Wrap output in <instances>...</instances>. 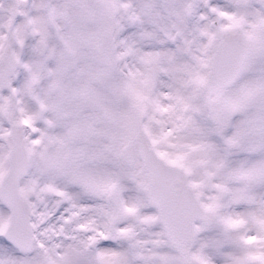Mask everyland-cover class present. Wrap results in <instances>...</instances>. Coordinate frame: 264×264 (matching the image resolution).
<instances>
[{
  "label": "snow or ice",
  "instance_id": "6c2138e0",
  "mask_svg": "<svg viewBox=\"0 0 264 264\" xmlns=\"http://www.w3.org/2000/svg\"><path fill=\"white\" fill-rule=\"evenodd\" d=\"M0 264H264V0H0Z\"/></svg>",
  "mask_w": 264,
  "mask_h": 264
}]
</instances>
